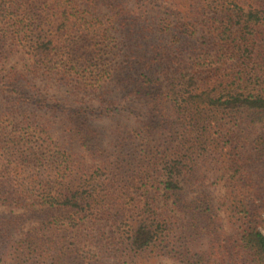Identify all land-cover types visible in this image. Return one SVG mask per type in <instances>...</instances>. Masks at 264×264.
<instances>
[{
	"label": "trees",
	"instance_id": "trees-1",
	"mask_svg": "<svg viewBox=\"0 0 264 264\" xmlns=\"http://www.w3.org/2000/svg\"><path fill=\"white\" fill-rule=\"evenodd\" d=\"M264 264V0H0V264Z\"/></svg>",
	"mask_w": 264,
	"mask_h": 264
},
{
	"label": "rangeland",
	"instance_id": "rangeland-1",
	"mask_svg": "<svg viewBox=\"0 0 264 264\" xmlns=\"http://www.w3.org/2000/svg\"><path fill=\"white\" fill-rule=\"evenodd\" d=\"M164 264H171V263H169V262H166V263H164Z\"/></svg>",
	"mask_w": 264,
	"mask_h": 264
}]
</instances>
